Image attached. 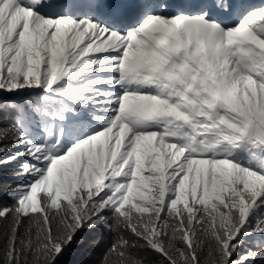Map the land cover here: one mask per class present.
Wrapping results in <instances>:
<instances>
[{"label": "snow or ice", "instance_id": "snow-or-ice-1", "mask_svg": "<svg viewBox=\"0 0 264 264\" xmlns=\"http://www.w3.org/2000/svg\"><path fill=\"white\" fill-rule=\"evenodd\" d=\"M77 242L264 264V0H0V264Z\"/></svg>", "mask_w": 264, "mask_h": 264}, {"label": "trees", "instance_id": "trees-1", "mask_svg": "<svg viewBox=\"0 0 264 264\" xmlns=\"http://www.w3.org/2000/svg\"><path fill=\"white\" fill-rule=\"evenodd\" d=\"M5 183H15L17 182L14 177L10 175L4 176ZM90 245L81 246L79 242L72 245L71 251L65 256L61 257L58 264H88V261L92 260L96 253L90 249Z\"/></svg>", "mask_w": 264, "mask_h": 264}, {"label": "rangeland", "instance_id": "rangeland-1", "mask_svg": "<svg viewBox=\"0 0 264 264\" xmlns=\"http://www.w3.org/2000/svg\"><path fill=\"white\" fill-rule=\"evenodd\" d=\"M247 3H252V4H259L261 0H245Z\"/></svg>", "mask_w": 264, "mask_h": 264}]
</instances>
